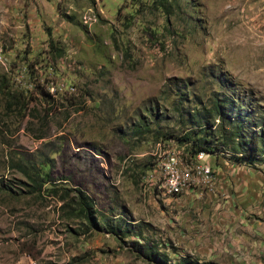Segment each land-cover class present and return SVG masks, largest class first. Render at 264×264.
I'll return each instance as SVG.
<instances>
[{
    "label": "rangeland",
    "instance_id": "374dc122",
    "mask_svg": "<svg viewBox=\"0 0 264 264\" xmlns=\"http://www.w3.org/2000/svg\"><path fill=\"white\" fill-rule=\"evenodd\" d=\"M224 98L227 135L264 134V0H0V264H264V156L238 162L217 119L214 181L159 189Z\"/></svg>",
    "mask_w": 264,
    "mask_h": 264
},
{
    "label": "trees",
    "instance_id": "16d2710c",
    "mask_svg": "<svg viewBox=\"0 0 264 264\" xmlns=\"http://www.w3.org/2000/svg\"><path fill=\"white\" fill-rule=\"evenodd\" d=\"M221 102V104L217 101L212 102L209 109H203L207 112V114L205 112H198L194 119L190 120L199 127H203L204 129H200L203 131L193 130V132H186L181 136H176L175 139L181 143V145L189 143V147L186 150L190 154L200 151L213 154L215 151L221 149L224 144L228 143L231 146L233 154L238 156L237 161L240 163H253L258 157L264 156V134L250 133L247 137L243 136L241 123L236 121L233 125V132H229L227 135L226 131H224V128L222 127V123L226 122V119L231 120L232 123L236 120V117H231L226 113V110H229L232 107L233 100L224 98L221 99ZM240 110H244L245 113L247 112V110L243 109V107H240L237 111ZM211 118L218 120L219 129L224 132L222 140L226 143L214 144L212 140H208L206 138V136H209L210 134L206 131V129L211 127V124L209 123ZM201 134L203 135L200 136ZM168 136L173 137V135ZM17 166H19V168L23 171L27 168L24 164H17ZM32 170L34 172L31 173L24 171L25 175L32 183L30 185L32 188L36 186L40 188L42 184L50 182L49 164L46 161L39 162L38 166L32 167ZM5 187L10 190L9 186L5 185ZM75 191L76 198H74L70 204L73 215L79 217L82 216L93 228H96L97 223L95 221V214L91 199L84 192L80 190Z\"/></svg>",
    "mask_w": 264,
    "mask_h": 264
},
{
    "label": "built area",
    "instance_id": "2783aa9c",
    "mask_svg": "<svg viewBox=\"0 0 264 264\" xmlns=\"http://www.w3.org/2000/svg\"><path fill=\"white\" fill-rule=\"evenodd\" d=\"M188 147L189 143L180 148L175 147L160 158L158 170L161 193L176 195L191 187L197 179L203 183L214 181L215 174L209 161L212 153L200 151L190 154L186 150Z\"/></svg>",
    "mask_w": 264,
    "mask_h": 264
},
{
    "label": "crops",
    "instance_id": "0c3cea01",
    "mask_svg": "<svg viewBox=\"0 0 264 264\" xmlns=\"http://www.w3.org/2000/svg\"><path fill=\"white\" fill-rule=\"evenodd\" d=\"M216 157H210L209 161L211 162V165H212V169H216L217 170V167H218V164H221V161L220 159H215ZM215 171V170H214ZM219 173V171L217 172V174Z\"/></svg>",
    "mask_w": 264,
    "mask_h": 264
}]
</instances>
